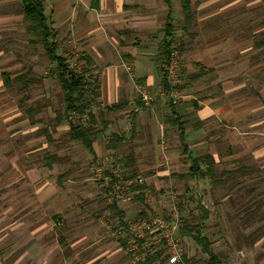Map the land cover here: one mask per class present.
Segmentation results:
<instances>
[{"label":"crops","instance_id":"obj_1","mask_svg":"<svg viewBox=\"0 0 264 264\" xmlns=\"http://www.w3.org/2000/svg\"><path fill=\"white\" fill-rule=\"evenodd\" d=\"M189 1L195 20L184 31L181 0H43L56 54L89 69L87 77L99 84L95 122L88 117L83 124L94 127L88 149L69 140L67 121L44 125L41 115H55V98L51 71H43L55 62L41 43H31L22 0H0V264H130L117 229L143 204L166 213L162 182L185 186L193 180L183 179L192 160L208 155L214 166L264 163V0ZM169 17L181 46L180 100L158 95L140 107L136 84L163 87L160 48ZM27 48L44 53L27 54ZM29 70L42 81L27 80L28 90L4 88L5 76L12 81ZM118 104L127 107L104 110ZM32 107L42 123L30 121ZM114 134L126 143L111 151ZM61 139L66 147L57 149ZM58 152L59 161L46 167V156ZM106 157L121 165L124 177H144L142 192L151 191V202L132 190L131 198L110 204L94 172Z\"/></svg>","mask_w":264,"mask_h":264},{"label":"rangeland","instance_id":"obj_2","mask_svg":"<svg viewBox=\"0 0 264 264\" xmlns=\"http://www.w3.org/2000/svg\"><path fill=\"white\" fill-rule=\"evenodd\" d=\"M33 40L35 41L32 44H40V42L37 41L36 39ZM175 42L176 43L174 45V48L179 49L180 48L179 41L178 39H176V37H175ZM22 49H20V52H22L21 54L25 55L26 52L21 51ZM40 50L42 51L43 49L42 48L26 49L27 54L28 52L31 51L32 53H37V56ZM176 53H177V58L179 60L180 57L178 50H176ZM23 55H21V57ZM44 60H45V56H44ZM70 61L72 62V65H77L76 62L72 60ZM24 66L26 67L25 70L27 69V66L28 69H30L31 67L29 64L25 62H24ZM166 66L167 65H165V71H166ZM56 68H57L56 63L54 65V68L52 67V69H50L47 65H45V70L43 71V73L45 71L47 72L51 71L49 73V76L52 77L49 84L50 85L49 92L53 93L55 98L53 100V102L55 103L53 105L54 111L59 110L61 107L59 103L61 101L60 100L61 91L59 89L60 88L59 82L56 79ZM3 73L7 74V71ZM26 75L29 78V79L27 78V80L32 81L33 84L36 81H40V80L42 81L43 78V77L30 78L29 75H35V77L37 76L32 72V70H29L28 73H26ZM5 77L4 79H6ZM182 81L183 79L181 75L180 82ZM94 85L96 84L94 83ZM12 87L13 90L17 92L20 90V88L22 89L24 86L22 84H17V85H13ZM147 87L150 90H152V88H150L149 86ZM4 88H6L5 80H4ZM38 92L39 91H37V93ZM59 93L60 95H58ZM178 93L181 92L179 91ZM56 102H58L59 105H57ZM54 116L55 115L53 113H43L41 117H43L42 119L44 125L50 126L52 124V120H54L53 119ZM49 118L52 119L50 120ZM60 137L61 134H58L54 139H59ZM57 141L62 142L61 144L55 143L57 149H60L61 147L63 148L66 147L64 145V139ZM1 142L2 141H0V147L2 146ZM52 150H56V148L52 147ZM60 154L61 152L60 153L58 152V156L56 155L58 157L56 161H59ZM31 155L32 154H30V156ZM30 160L33 159L31 158ZM241 166L247 167L249 173L247 174L237 173L235 175L233 183L228 187H226V185L214 186L211 183L212 181L210 182L209 179L207 181L208 185L207 183H203V182L195 183L198 181V180L195 181V179L194 181L193 180L186 181L185 186L182 182L178 183V181L173 183L162 182L161 183V189L163 191L162 195L167 196L166 200L164 199L162 200V205L164 207L165 212L167 213V211H169L171 207L172 201L168 199V195H166L164 192L168 193L170 197L173 194L175 200H177L179 203H182L184 207L183 210L180 211L181 224L182 227H184L187 224L194 225L199 221L198 218L200 216V211H198L197 208L198 198H199L200 205L203 206V208L208 212V217L206 219V224H205L207 227V233L205 234H207L210 240L213 242V250L215 253L220 255L222 261H224L225 264H264V238L261 236L262 233L258 232L254 234L255 230L264 222V220L262 222L258 221L259 217L264 216V163L260 162L258 164L257 163L250 164L249 160L246 159L245 161L243 160L241 165L240 164L235 165L234 167L232 165L230 166L228 165L224 167L219 165V166H215V169L217 171L216 173L219 174L223 171L235 170V168ZM68 170L69 171L67 172V175L72 176V167ZM127 196H129V198L132 197L128 194L126 195V197ZM248 210L258 211V213L255 216L251 215V217H248V215L246 214ZM147 211L152 212V210L149 207H147L146 212ZM156 212L157 211H155L154 213ZM2 214L3 213L1 212L0 216H3ZM180 241H181L182 253L187 256L186 262L188 264H203L205 260L206 261L208 260V257L202 253L201 247L196 245L192 238L188 236H182L180 233Z\"/></svg>","mask_w":264,"mask_h":264},{"label":"trees","instance_id":"obj_3","mask_svg":"<svg viewBox=\"0 0 264 264\" xmlns=\"http://www.w3.org/2000/svg\"><path fill=\"white\" fill-rule=\"evenodd\" d=\"M23 3V13L25 14L26 20L29 23V26L27 28L28 35L32 38L31 43H34L36 39L39 41L43 49L45 51L46 56L53 62L56 63V79L59 82L60 90L63 94V102L61 104V107L59 110H55V117L54 122L56 124H60L64 121L68 122L69 125V131H68V138L72 142L75 141L77 143L82 144L86 148L90 149L91 143L93 141V136L95 134H92L94 127L93 125L89 124L87 126H83L82 123L77 121V118L70 119V115L73 113H77L78 115L87 114L88 117H91V121L95 122V118L92 115V109L94 106L98 105L97 99L99 97V84L98 81H91L87 75L80 76L74 72V70L70 67V62L64 58L63 56H58L56 54L55 48L53 46V39L55 38L54 32L51 30L50 24L48 22L47 16H46V9H45V3L43 0H22ZM181 9H182V15H183V24L182 29L184 31H188V29L191 27V25L194 23V14L191 9V4L189 0H181ZM167 24L164 26L163 32H164V38L162 41L161 46V56L163 58V62L165 65L168 64V61L170 59V55L175 50V29L176 26L173 23V20L171 17L168 18ZM181 46L179 49L180 50ZM88 61V60H87ZM90 63L89 61L87 62ZM162 75V86L166 89L169 88L168 82H167V72L165 71V68L163 71H161ZM27 75H21L16 80L10 81L8 79V76H6L5 79V86H11V85H17L22 84L24 87L22 90H28L31 86V83L27 82ZM94 83L96 85H94ZM94 86V88H93ZM139 106L143 107L144 102L139 99ZM127 105L125 104H118L111 107L104 108L106 111H121L124 110ZM29 118L32 123H39V120H36L35 117L38 113V110L36 108H29L28 109ZM135 115V114H132ZM172 123L178 124L179 129L183 130V124L179 122L177 119H171ZM42 123V121L40 122ZM48 129L46 128L43 132L44 135H46L48 138L50 136L48 135ZM182 139V137H181ZM125 138H121L118 135L114 134L112 135V138L109 141L108 148L111 151H116L117 149H121L122 146L126 143ZM134 156L132 154H129L127 156V161L133 162ZM58 157L53 154H49L45 158V165L46 167H51L52 164L56 162ZM204 162V167L201 166L200 162ZM213 159L210 155L205 156L203 158H195L192 160L189 173L187 176H184L183 179H209L210 182L214 186H222L226 185L228 187L233 183V180L235 178V175L237 173L241 174H247L249 173L248 168L241 166L238 168H235V170H227L223 171L221 173H216V169L214 168ZM135 175V174H134ZM132 175V176H134ZM227 178V179H226ZM230 183V184H228ZM212 185V186H213ZM144 186L131 188L132 190H141ZM137 199L140 200L142 203H144L143 195L138 194ZM180 211L183 210L182 203H179ZM197 208L200 210V216L199 221L194 224H187L184 227L181 228V235L182 236H188L193 239L194 243L201 247V251L204 255L208 257V260L203 264H225L224 261H222L219 254L215 253L213 250V242L210 240L209 236L205 233H207V227H206V219L208 217V212L203 208V206L200 205V201H198ZM147 210L146 204H143V209L139 215L145 214ZM258 213V211L248 210L246 214L248 217L255 216ZM264 220V216L259 217L258 221L262 222ZM262 233L261 236L264 238V222L255 230V233ZM125 243V241H124ZM183 257L185 260H187V256L183 254ZM156 263V262H155ZM163 263L162 261L160 264Z\"/></svg>","mask_w":264,"mask_h":264},{"label":"built area","instance_id":"obj_4","mask_svg":"<svg viewBox=\"0 0 264 264\" xmlns=\"http://www.w3.org/2000/svg\"><path fill=\"white\" fill-rule=\"evenodd\" d=\"M70 64L76 74L87 75L88 70L85 67L83 69L72 65V62ZM166 72L169 88L150 90L144 84H136L138 99H141L144 104H150L158 95H169L172 104H177L180 94L176 87L181 81V67L176 50H173L170 55ZM72 118H80L79 122L82 124H86L89 119L87 114L78 115L76 112L70 115V119ZM94 166L96 180L104 189L110 204L122 200L127 194L133 192L131 188L146 186L144 177H124L121 165L113 167L112 161L107 157L98 160ZM143 189L134 192L143 193L146 201L151 202V191L142 192ZM170 200L172 203L167 213L147 211L128 221L124 226L118 227L116 235L125 241V252L130 264H160L161 261L163 262L161 264H188L181 249L182 224L179 202L175 200L173 194Z\"/></svg>","mask_w":264,"mask_h":264}]
</instances>
